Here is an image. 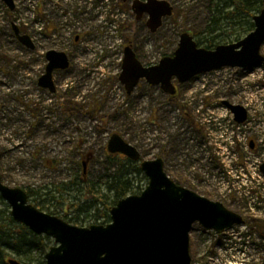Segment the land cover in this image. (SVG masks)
Instances as JSON below:
<instances>
[{
	"label": "rangeland",
	"instance_id": "rangeland-1",
	"mask_svg": "<svg viewBox=\"0 0 264 264\" xmlns=\"http://www.w3.org/2000/svg\"><path fill=\"white\" fill-rule=\"evenodd\" d=\"M166 1L172 14L153 33L146 16L136 19L131 0H13L12 9L0 0V176L10 187L31 191L28 202L39 210L73 224L68 220L74 210L65 207L89 203L84 187L56 188L81 174L88 156L85 179L106 191L107 176L121 167L106 149L110 135L117 133L138 149L140 159L161 157L166 174L180 185L221 202L247 222L264 219V176L245 177L235 170L239 165L228 169L222 162L225 155L214 153L215 139L227 133L235 139L232 150L241 154V166L264 162V62L245 71L227 67L197 76L179 84L174 98L144 80L127 94L119 81L128 44L150 65L171 55L184 31L201 47L211 38L206 30L213 27L216 0ZM219 23L217 44L242 34L237 23ZM13 24L32 39L33 49L18 41ZM48 50L63 51L70 60L67 69L53 72V93L37 83ZM260 52L264 56V44ZM222 100L244 105L248 121L239 127L228 124ZM242 138L253 140L257 148L240 150ZM55 160L57 164L51 162ZM129 176L133 191L147 185L141 169ZM102 211L101 203L94 204L79 214L83 220L77 226L100 224L96 215ZM9 213L0 196L1 217ZM47 237L46 251L54 245ZM189 237L191 264H264V237L245 223L218 234L196 222ZM40 255L30 252L27 264H39Z\"/></svg>",
	"mask_w": 264,
	"mask_h": 264
},
{
	"label": "water",
	"instance_id": "water-1",
	"mask_svg": "<svg viewBox=\"0 0 264 264\" xmlns=\"http://www.w3.org/2000/svg\"><path fill=\"white\" fill-rule=\"evenodd\" d=\"M2 1L10 9L14 7L13 0ZM131 6L136 19L147 15L146 26L151 32H155L173 10L166 0H133ZM253 22V30L243 38L213 49L198 46L192 35L182 32L173 54L148 66L143 65L131 45H127L119 80L127 94L140 80H145L173 95L176 92L173 79L184 83L196 75L223 67L251 69L260 66L264 62L260 53L264 43V9L254 14ZM12 27L19 42L33 49L32 39L20 33L14 24ZM45 58V71L38 78V85L54 92L52 74L54 70L67 69L69 58L65 52L57 50H48ZM223 104L237 122L245 120L244 107L226 101ZM107 151L120 153L132 161L140 159L138 149L117 133L110 135ZM140 169L147 177V185L140 193L118 200L111 207L110 221L106 224L77 226L41 211L28 202L22 188L4 184L1 177L0 196L10 206L15 222L34 234L53 238L54 245L45 254V264H191L189 235L194 223L217 233L244 223L241 215L221 202L175 183L164 171L160 157L142 160ZM261 171L264 173V164ZM8 263L20 264L12 258Z\"/></svg>",
	"mask_w": 264,
	"mask_h": 264
},
{
	"label": "trees",
	"instance_id": "trees-1",
	"mask_svg": "<svg viewBox=\"0 0 264 264\" xmlns=\"http://www.w3.org/2000/svg\"><path fill=\"white\" fill-rule=\"evenodd\" d=\"M263 8V0H216L212 8L211 16L213 27L208 26L206 30V32L211 35V38L206 42L204 48L212 49L218 45L215 40L221 38L222 35L215 34V32L219 30L217 27L220 26L219 22L221 21L228 22V25L233 22L239 24L242 34H238L235 37V41L241 39L254 28L253 16ZM232 35L235 36L236 33ZM196 43L199 45L198 42ZM108 156L114 163L117 162L121 167L115 169L107 176L105 181L106 191L101 192L100 188H98L95 183L85 179V174H83V172L77 175L73 180L56 188L58 192H61L75 184H81L84 187V195L86 199L90 200L89 203H70L67 206L69 208L65 207L66 210L71 208L74 210V217L68 220L74 225H78L79 223L82 224L81 221L83 219L79 220L80 213L87 212L94 204L97 205L100 203L103 206V211L99 215H96V220L98 221L97 223L105 224L109 222V211L111 207L115 205L118 200L129 193L140 192L132 190V179L129 176L134 171L140 172L139 166L132 167V163H135V161H131L119 153H109ZM45 162H48V160H45ZM51 162L57 164L56 160ZM27 195L31 197L32 192L28 190ZM57 202L63 205V202L59 201V199ZM100 218H102L101 221H99ZM249 226L258 230L260 234L264 236V219H255L249 223ZM48 239L47 236L36 235L23 224L16 223L10 214H7L6 218H2L0 215V264H9L8 260L10 258L16 259L20 264H27L30 262V252L33 250L41 252L39 264H45L46 241ZM13 254L15 256H13Z\"/></svg>",
	"mask_w": 264,
	"mask_h": 264
},
{
	"label": "built area",
	"instance_id": "built-area-1",
	"mask_svg": "<svg viewBox=\"0 0 264 264\" xmlns=\"http://www.w3.org/2000/svg\"><path fill=\"white\" fill-rule=\"evenodd\" d=\"M218 71L214 72L217 73ZM228 124L231 123V125L235 124L234 122H232L231 118L227 119ZM238 127L243 125L242 124H236ZM241 140V141H240ZM240 145L239 148L240 150H244L246 151L248 148V144H247V139L242 138L239 139ZM215 144H217V147H215L214 153H220V154H224L225 158L222 157V162L225 165L226 168H230L231 169V164L233 163V167L236 165H239V167L235 168V170L237 171V173L241 172L245 175V177L247 175H250L252 178H255L257 176V167H253V168H249L246 169L245 167L241 166L240 164L237 163L238 160V152L233 151L232 149L235 146V139L233 138V136L231 134H220V137L215 139ZM242 150V151H243ZM223 171V170H222ZM247 172V173H246ZM235 175V172H233ZM230 192H228L229 194Z\"/></svg>",
	"mask_w": 264,
	"mask_h": 264
},
{
	"label": "flooded vegetation",
	"instance_id": "flooded-vegetation-1",
	"mask_svg": "<svg viewBox=\"0 0 264 264\" xmlns=\"http://www.w3.org/2000/svg\"><path fill=\"white\" fill-rule=\"evenodd\" d=\"M123 1H128V0H123ZM132 1L133 0H131V5H132ZM140 1H144V0H140ZM131 8H132V6H131ZM134 13V12H133ZM135 14V13H134ZM144 16H146V14H144V15H142L141 16V18H139V19H137V20H140V19H142ZM135 17H136V14H135ZM145 25H146V20H145ZM147 27V26H146ZM234 42V41H233ZM197 44V43H196ZM224 44H227V43H224ZM198 45V44H197ZM198 46H200V45H198ZM134 50V49H133ZM135 52V51H134ZM136 53V52H135ZM158 62V61H157ZM157 62H154V63H151V64H155V63H157ZM150 64V65H151ZM142 80H140V82H141ZM175 82V80H173V83ZM148 85H150V84H148ZM175 85V87H176V92H177V90H178V85L179 84H174ZM151 87H156L157 89H159L163 94H165V95H167L168 97H170V98H174V96L175 95H169V94H167V93H165L161 88H160V86H158V85H150ZM256 148V146L254 145L253 146V149H255ZM88 158V156L85 158V159H87ZM82 160V162H81V166H82V168H83V174L85 173V165H86V161L87 160ZM218 169H222V167H217Z\"/></svg>",
	"mask_w": 264,
	"mask_h": 264
}]
</instances>
